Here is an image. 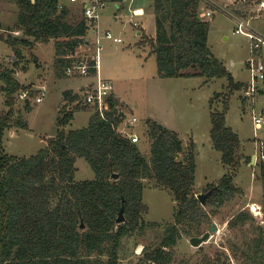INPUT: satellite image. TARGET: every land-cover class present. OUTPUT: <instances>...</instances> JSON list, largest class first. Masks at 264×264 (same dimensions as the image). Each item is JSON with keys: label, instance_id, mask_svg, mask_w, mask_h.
Instances as JSON below:
<instances>
[{"label": "trees", "instance_id": "1", "mask_svg": "<svg viewBox=\"0 0 264 264\" xmlns=\"http://www.w3.org/2000/svg\"><path fill=\"white\" fill-rule=\"evenodd\" d=\"M153 1L156 34L149 45L157 76L204 77L205 82L225 77L229 93L240 90L243 82L234 80L207 44L210 25L200 17V0ZM14 2L19 13L9 31H21L22 36L0 34V39L13 48L16 58L21 56L20 46L53 39L54 73L66 76L65 69L72 60L67 55L75 52L87 32L81 10L59 8V0ZM95 71L92 68V73ZM14 73V68L0 66V90L8 106L0 114V264H120L123 238L147 227H162L159 243L143 248L132 264H170L171 248L182 234H199L207 222L205 206H220L240 192L233 178L248 156L240 151L238 134L226 124L228 99L221 110L212 109L209 115L212 144L221 152L226 171L216 184L207 186L216 185L217 189L203 206L194 191L195 142L191 140L183 147L176 131L165 126L159 130L153 121L148 131L150 156L146 158L137 143L117 132L123 122L124 103L112 94L105 118L92 112L85 127L66 131L64 127L84 102L79 94L64 91L66 102L57 117L59 127L47 145L27 157L6 153L5 130L29 127L20 116L12 120L13 96L21 88ZM78 157L89 163L93 179L75 180ZM113 173L118 177L113 178ZM260 178L264 183V162ZM144 179H153L171 192L176 202L172 221L161 224L144 220L148 211L143 202ZM122 205L125 220L117 223ZM249 219L251 215L242 210L228 225H244ZM242 254L243 264L264 263V230L260 226L255 236L245 241Z\"/></svg>", "mask_w": 264, "mask_h": 264}, {"label": "rangeland", "instance_id": "2", "mask_svg": "<svg viewBox=\"0 0 264 264\" xmlns=\"http://www.w3.org/2000/svg\"><path fill=\"white\" fill-rule=\"evenodd\" d=\"M118 1L119 5L109 3L102 10L99 27L101 32L109 30L120 36L122 42L102 38L98 50L99 74L112 82L114 91L128 104V107L125 104L122 106L126 118H136L129 130L139 136L137 145L146 158L150 156L151 139L148 131L153 121L176 131L183 147L195 140L194 191L196 194L207 191V186L216 184L226 171L221 162V152L212 144L209 115L212 109L221 110L227 99L229 107L226 124L238 134L240 151L248 156L241 162L233 178L240 192L220 206H205L207 222L202 224L199 234H182L171 248L173 260L170 264H243L245 241L255 236L257 226L264 230V183L260 178V166L264 162V124L254 129L252 123L253 110H264V82L256 83L257 90L253 96L245 95L250 80V71L246 65L250 54L249 43L246 36L233 33V30L239 18L249 20L252 27L264 34V0H200V17L210 25L207 40L209 48L231 72L234 80L243 82L240 90L232 93H229L225 77L203 83L204 77L157 76L155 55L149 45V39L156 34L154 1ZM137 7L143 8L144 15H132V10ZM69 8L73 12L78 9L73 6ZM207 10H213L212 15L205 16ZM18 13L14 0H0V34L3 37L8 34L22 36L21 31H9ZM134 20L139 23V27L133 25ZM20 49L21 56L16 58L13 48L0 39V66L14 68V75L21 85L13 96L12 120L15 122L20 116L28 122L29 127L23 129L13 126L6 129L3 145L6 153L27 157L37 153L55 136L59 127V110L65 106V103L58 104L62 91L71 88L72 94L81 93L89 79L84 76L55 75L53 39L46 42L32 41L29 45L20 46ZM260 61L264 64V47L260 52ZM26 87L31 90L30 99L22 100L18 93ZM43 91L45 94L42 101L36 102L35 97ZM214 92L221 93L213 96ZM79 104L74 118L67 125L69 129L85 127L90 112L92 114L88 105ZM7 109L4 92L0 90V114ZM67 126L64 127L66 131L69 130ZM75 167V180L94 178V172L84 158L78 157ZM143 183V202L148 209L144 220L161 224L172 221L176 202L171 192L156 185L153 179H144ZM242 210L248 212L252 219L244 225L229 227V220ZM212 223L215 224V230L210 232V238L201 247L192 245L190 237L201 236L209 231ZM162 230V227H147L124 237L120 264H132L139 258L143 248L155 247Z\"/></svg>", "mask_w": 264, "mask_h": 264}, {"label": "built area", "instance_id": "3", "mask_svg": "<svg viewBox=\"0 0 264 264\" xmlns=\"http://www.w3.org/2000/svg\"><path fill=\"white\" fill-rule=\"evenodd\" d=\"M109 3H117L119 5L118 0H68L67 3L58 2L59 8L73 6L80 9L86 22L87 32L82 37V43L73 54L67 55L72 60L66 67L65 73L66 75L84 76L92 79V81H89L82 87L79 95L84 104L88 105L92 109V112H97L102 118L106 117V112L109 109L107 100L113 92V84L110 80L102 78L99 74L98 50L101 46L102 38L111 39L116 43L122 42V38L114 35L111 31H100L99 20L101 12ZM212 11L207 10L204 15L210 16L212 15ZM132 15L142 16L144 15V11L139 8L134 9L132 10ZM133 25L139 27V23L135 20L133 21ZM15 33H19V31ZM233 33L243 34L248 39L250 54L246 65L250 71V80L245 89V95L251 97L257 90L256 83L258 81L264 82V64L260 61V52L264 47V34L252 27L249 20L239 18L235 21ZM92 68L96 70L95 73H92ZM44 94V91L41 92L39 96L35 97V101H42ZM30 95L31 90L28 87L21 89L18 93V97L22 100L30 99ZM124 113L121 112L123 122L119 125L120 127L118 126L117 132L128 137L133 143H137L140 139L139 136L135 132L130 131V128L136 122V118H126ZM252 123L254 129L264 124V110L259 112L253 110ZM262 158L264 159V152Z\"/></svg>", "mask_w": 264, "mask_h": 264}, {"label": "water", "instance_id": "4", "mask_svg": "<svg viewBox=\"0 0 264 264\" xmlns=\"http://www.w3.org/2000/svg\"><path fill=\"white\" fill-rule=\"evenodd\" d=\"M158 125V128L159 130H161L163 128V125L162 124H157ZM254 158V156H252V159ZM112 177L113 178H117L118 177V174L116 173H113L112 174ZM217 189V186H212L211 188H209L207 191L203 192V193H200V194H197V198L198 200L200 201V203L205 206L207 204V199L208 197L211 195V193ZM122 204H123V200H122ZM125 220V217H124V207L123 205L121 206L120 210H119V213H118V216L116 218V222L117 223H121ZM80 227H84V225L81 223ZM215 230V224L212 223L211 226H210V230L209 231H206L204 232L201 236H192L190 237L189 241L192 245L194 246H198V247H201L202 243L205 242L206 240H208L210 238V232Z\"/></svg>", "mask_w": 264, "mask_h": 264}, {"label": "crops", "instance_id": "5", "mask_svg": "<svg viewBox=\"0 0 264 264\" xmlns=\"http://www.w3.org/2000/svg\"><path fill=\"white\" fill-rule=\"evenodd\" d=\"M142 9L143 10V8H141V7H137V8H135V9ZM115 15H116V13H114ZM101 76H102V74H100ZM89 79V81H92V79H90V78H88ZM107 80H109V79H107ZM209 81V80H208ZM207 81V82H208ZM203 83H206L205 82V78H204V81H203ZM66 90H68V91H71V92H73V89H65V90H63L62 91V93L64 92V91H66ZM74 94V93H73ZM77 94H79V93H77ZM112 95H114V96H116L121 102H123L124 104H125V106H127L128 107V104H126L123 100H122V98L114 91V88H113V92H112ZM62 99H63V95H62V97L60 96V98H59V103L58 104H62V103H65L66 101L64 100V102L62 101ZM41 102V101H40ZM74 104V103H73ZM90 115H91V112H90ZM90 115H89V117H90ZM73 118H74V116H73ZM89 120V119H88ZM164 126V125H163ZM67 128H68V126H67ZM69 129V128H68ZM70 130V129H69ZM194 142H195V140H194Z\"/></svg>", "mask_w": 264, "mask_h": 264}]
</instances>
